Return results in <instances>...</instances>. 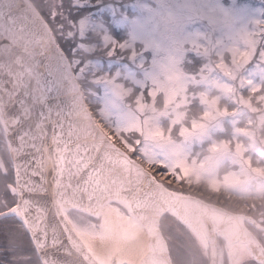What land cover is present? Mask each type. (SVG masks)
I'll list each match as a JSON object with an SVG mask.
<instances>
[{"label": "snow or ice", "instance_id": "1", "mask_svg": "<svg viewBox=\"0 0 264 264\" xmlns=\"http://www.w3.org/2000/svg\"><path fill=\"white\" fill-rule=\"evenodd\" d=\"M67 8V0H0V264H94L81 250V234L121 230L125 220L156 224L165 213L180 216L193 207L155 180L174 179L165 163L153 164L152 176L135 168L147 151L138 134L124 137L128 154L82 135L99 117L112 122L115 140L127 121L89 103ZM188 46L207 59L200 75L172 72L148 99L138 95L141 103H150L157 88L179 100L190 82L219 73L225 82L211 83L236 104L264 108V19L224 51L204 38ZM111 82L121 94L123 85ZM118 171L134 178L135 187H125ZM236 264H264V238L250 237Z\"/></svg>", "mask_w": 264, "mask_h": 264}, {"label": "rangeland", "instance_id": "2", "mask_svg": "<svg viewBox=\"0 0 264 264\" xmlns=\"http://www.w3.org/2000/svg\"><path fill=\"white\" fill-rule=\"evenodd\" d=\"M212 2L232 9L238 22L247 27L255 20L264 19V0ZM181 3L182 0H67L69 19L77 28L72 48L86 53L78 59L82 62L88 92L93 94L91 101L98 110L108 112L114 121L118 122L121 116L127 121L114 135L128 153L125 136L138 134L144 141L147 150L144 159L137 158L144 164L165 163L175 175L185 176L191 182L202 181L215 190L226 189L245 197L261 196L264 191V108L250 101L241 100L236 104L231 96L211 83V80L225 82L219 73L208 80L190 82L187 94L178 93L179 100L159 88L154 89L148 104L141 103L138 96L143 93L148 99L147 93L172 72L199 76L207 63L205 57L191 51L188 45L181 47L185 38L197 40L212 32L206 20H189L166 44L160 42L161 32L156 23L146 32L129 27L134 17L149 13L153 7L158 10L164 6L178 8ZM71 7L75 11L86 9L89 13L75 20ZM115 32L125 34V38L115 37ZM90 34L100 35L105 57H87L88 53L98 51L97 46L88 41ZM217 35L213 34L212 38ZM194 56L202 59V64L199 70L189 71L184 62L192 63ZM97 78L103 79L97 82ZM111 81L132 89L133 96L120 99ZM242 104L245 107H240ZM98 122L107 133L113 131L111 121L98 118ZM150 170L153 173L152 167ZM97 233L105 234L102 229ZM120 241L121 246L118 244L114 251L117 257L119 249L134 240L128 234Z\"/></svg>", "mask_w": 264, "mask_h": 264}, {"label": "flooded vegetation", "instance_id": "3", "mask_svg": "<svg viewBox=\"0 0 264 264\" xmlns=\"http://www.w3.org/2000/svg\"><path fill=\"white\" fill-rule=\"evenodd\" d=\"M162 178L156 176L159 182L179 194L194 196L244 217H239L233 230L226 232L212 219H204L200 210L197 218L165 213L157 224L150 226L148 258L142 264H236L240 248L250 237L264 238L261 231L264 191L261 196L245 197L232 192L224 196L225 193L203 191L200 184L186 180L185 176H175L179 181L171 184Z\"/></svg>", "mask_w": 264, "mask_h": 264}, {"label": "clouds", "instance_id": "4", "mask_svg": "<svg viewBox=\"0 0 264 264\" xmlns=\"http://www.w3.org/2000/svg\"><path fill=\"white\" fill-rule=\"evenodd\" d=\"M194 18L206 20L210 24L212 32L202 38L206 39L209 48H217L220 51L239 42L248 30L247 26L238 22L232 9L213 3L212 0H182L178 8L164 6L158 10L153 7L149 13L134 17L129 27L137 32H146L156 23L161 32L160 42L166 44L169 38L181 32L189 20ZM213 34H218L215 39L212 38ZM191 41V38H185L181 41V47ZM120 93V99L133 96V90L124 85Z\"/></svg>", "mask_w": 264, "mask_h": 264}, {"label": "water", "instance_id": "5", "mask_svg": "<svg viewBox=\"0 0 264 264\" xmlns=\"http://www.w3.org/2000/svg\"><path fill=\"white\" fill-rule=\"evenodd\" d=\"M82 135L84 136V138L87 140V142L89 144H101L102 140L107 141L108 143H110L114 148L118 149L120 152L127 154L124 150H122L118 145H116L95 123L91 128H88L87 126H85L83 128V132ZM135 164V168L138 170H141L142 172L146 173L149 176H152V174L150 172H148L141 164H139L137 161L134 162ZM117 175H119L121 183L125 186V187H129V188H134L135 187V180L134 178L130 179L123 171H118ZM156 180V179H155ZM157 181V180H156ZM158 182V181H157ZM158 184L161 186V188L169 193L174 194L177 197L183 198L189 202L192 203L193 207L191 209V211H189L188 213H181L180 217L185 218V216H190L193 215V217L197 218L198 216V210H200L203 213V217L206 220H210L212 219L214 222L213 223H217L218 226L220 228H222L224 231L226 232H230L233 230V225L236 224L237 222H239L238 218L239 217H244L242 214H236L233 213L225 208H222L218 205L215 204H211L210 202H205L203 200H200L194 196H184L182 194H179L173 190H170L168 188H166L165 186H163L162 184H160L158 182ZM208 214V215H207ZM142 215L144 216H149L150 213H143ZM211 215V216H210ZM213 215V216H212ZM147 229L148 233H150V226L154 225L153 223H150L148 219H141L139 220ZM160 221V220H159ZM157 224V223H156ZM237 236V235H236ZM240 237V236H237ZM79 239L82 241V239L79 237ZM149 240V239H148ZM82 251H85L88 255V257L91 258L92 261H94V264H101L93 255L92 253L88 250V248L86 247V245L84 244V242L82 241ZM148 258V254L144 253L143 257L141 258V261L139 264L144 263ZM79 264H84V261L81 260L79 262ZM110 264H117V256L114 254L111 257V261Z\"/></svg>", "mask_w": 264, "mask_h": 264}, {"label": "bare ground", "instance_id": "6", "mask_svg": "<svg viewBox=\"0 0 264 264\" xmlns=\"http://www.w3.org/2000/svg\"><path fill=\"white\" fill-rule=\"evenodd\" d=\"M125 227L117 231H104V235L90 236L87 233L81 234L80 238L92 253V255L101 264H110L113 252L121 246L123 236L131 234L134 241H129L122 249H119L117 264H138V260L143 256L147 249L148 232L140 221H132L129 223L125 220Z\"/></svg>", "mask_w": 264, "mask_h": 264}, {"label": "trees", "instance_id": "7", "mask_svg": "<svg viewBox=\"0 0 264 264\" xmlns=\"http://www.w3.org/2000/svg\"><path fill=\"white\" fill-rule=\"evenodd\" d=\"M70 4V3H69ZM70 10H72V15H75V14H78V16H77V18L79 17V16H82V15H85L87 12H84V10H80V11H75L74 10V7H71V9ZM115 37H117V38H119V39H123V38H125V34H123L122 36H121V34H119V32H118V34H117V32H115ZM74 39H72V41H71V46H72V43L74 42L73 41ZM88 41H92V43H96V46H97V48H98V51H97V53H93V54H89L88 53V55H87V57H92V56H99L100 58L101 57H105L106 56V54H104L105 53V51L106 50H104V48L102 47L103 45L101 44V37H100V35H98V34H90V37L88 38ZM100 48H101V51H100ZM79 54L80 55H85L86 56V53L84 54V53H81V51L79 52ZM194 58V61L192 62V63H190V60H187V61H185L184 63H185V67H186V69H188L189 71H195V70H199V68L198 67H200V65L202 64V59H200V58H198L197 56H194V57H192L191 59H193ZM89 76V75H88ZM85 84L87 85V83L85 82ZM92 85H94V84H92ZM92 88H94V89H97L95 86H93ZM91 97H93V95H91L89 92H88V97H87V99H88V101H89V103L95 108V104H93L92 103V101H91ZM194 107V106H193ZM199 111H200V109H199ZM151 167H152V165H151ZM173 175H174V173H173ZM199 184H201V189L203 190V191H213L211 188H209L204 182H202V183H199ZM220 192H222V193H224V191L223 190H219ZM219 191H217V192H219ZM224 196H227V195H224Z\"/></svg>", "mask_w": 264, "mask_h": 264}]
</instances>
